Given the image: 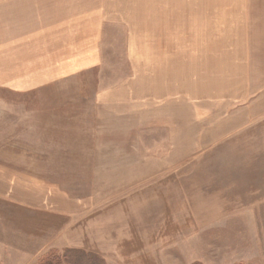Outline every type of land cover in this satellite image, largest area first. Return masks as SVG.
I'll use <instances>...</instances> for the list:
<instances>
[{"label": "rangeland", "instance_id": "rangeland-1", "mask_svg": "<svg viewBox=\"0 0 264 264\" xmlns=\"http://www.w3.org/2000/svg\"><path fill=\"white\" fill-rule=\"evenodd\" d=\"M11 1L0 0V264H66L68 250L104 264H264V0H85L102 17L97 54L71 77L50 76L66 62L29 60L44 70L28 78L7 76L23 25ZM55 140L74 150L54 156ZM28 186L80 200V214L23 206Z\"/></svg>", "mask_w": 264, "mask_h": 264}, {"label": "crops", "instance_id": "crops-1", "mask_svg": "<svg viewBox=\"0 0 264 264\" xmlns=\"http://www.w3.org/2000/svg\"><path fill=\"white\" fill-rule=\"evenodd\" d=\"M29 2V0H13L8 5L14 9L13 19L15 21L22 20L23 25L16 27L17 31L13 34L15 37H22V42L9 43V46L12 45L14 48L13 51H8L9 63L15 64L14 67H11L13 73L8 72L7 76L9 78H28L32 75L25 73L24 70L32 68L36 71L44 70L42 67L39 69V66L27 64L29 60L48 63L44 68H50L46 70L57 72H62V66H64L62 63L66 62L68 68L65 72L67 73L50 74L51 77H71L84 70L85 62L90 59L89 55L93 52L97 54V48L94 50V47L98 45V41L103 36V24L96 25L95 23L96 20L99 19L100 22L102 19L101 16H95L96 7L92 6L88 9L84 5L86 4L85 0H32L31 4ZM31 9H33L32 12ZM99 13H102L101 10H98V15ZM32 18L38 22V27L34 22L33 24L29 23ZM34 40H37V43L32 45L31 42ZM31 55H35V58H31ZM21 62L26 63V69L24 67L20 70ZM74 63L81 64L75 65ZM61 109L68 108L62 107ZM64 120L62 124L57 125L60 136L72 132L71 129H68V120L66 118ZM47 133H51V131L47 130ZM51 148L56 150L54 156L59 158L68 157V154L63 152L64 150H74V146H64L62 140H58L56 146ZM62 165L58 161L55 166L61 167ZM17 195L19 197L17 200L28 208L37 207L63 217L80 214L81 201L71 199L63 193L48 191L43 195L38 189L28 186L21 194L17 193ZM8 197H10V193L6 198Z\"/></svg>", "mask_w": 264, "mask_h": 264}, {"label": "trees", "instance_id": "trees-1", "mask_svg": "<svg viewBox=\"0 0 264 264\" xmlns=\"http://www.w3.org/2000/svg\"><path fill=\"white\" fill-rule=\"evenodd\" d=\"M61 261L66 264H104V261L94 254H84L80 251L68 250L61 255Z\"/></svg>", "mask_w": 264, "mask_h": 264}]
</instances>
